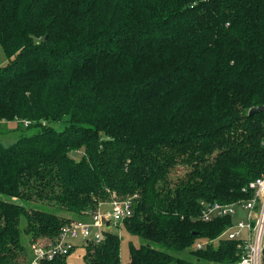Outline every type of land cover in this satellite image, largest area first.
I'll return each mask as SVG.
<instances>
[{"label":"trees","instance_id":"trees-1","mask_svg":"<svg viewBox=\"0 0 264 264\" xmlns=\"http://www.w3.org/2000/svg\"><path fill=\"white\" fill-rule=\"evenodd\" d=\"M0 49V125L21 123L0 142V264L114 200L133 212L79 240L86 264L241 260L235 240L195 244L232 221L204 204L264 175V0H0ZM122 227L141 240L125 263Z\"/></svg>","mask_w":264,"mask_h":264},{"label":"built area","instance_id":"built-area-1","mask_svg":"<svg viewBox=\"0 0 264 264\" xmlns=\"http://www.w3.org/2000/svg\"><path fill=\"white\" fill-rule=\"evenodd\" d=\"M27 124V123H26ZM247 196L233 202L205 203L204 221L230 217L231 223L216 239H199L195 248H205L220 239L235 240L242 254L236 264H263L264 251V175L251 180L243 188ZM107 210L94 212L88 219L73 220L63 226L59 239L48 245H34L27 264H44L45 261L67 255L79 240L100 242L105 232L133 212L130 200H114Z\"/></svg>","mask_w":264,"mask_h":264},{"label":"rangeland","instance_id":"rangeland-1","mask_svg":"<svg viewBox=\"0 0 264 264\" xmlns=\"http://www.w3.org/2000/svg\"><path fill=\"white\" fill-rule=\"evenodd\" d=\"M0 57L1 63L4 64L7 62L8 58L3 49H0ZM21 125L20 122L11 121V122H3L0 125V142L4 143L5 145H10L13 143L19 134V126ZM55 127L59 130H62L65 127V122L53 123ZM187 171V167L180 165L174 175L182 176ZM110 206H108L109 208ZM116 232L121 237V260L123 263L129 261L130 259V252H129V244L133 242L135 245H140L141 240L138 236H134L127 232L125 228L116 229ZM26 235L24 234V238ZM28 242V238H27ZM26 242V243H27ZM76 244L78 245L68 256L67 264H86L84 255L86 252L85 247L82 245L81 242L77 241Z\"/></svg>","mask_w":264,"mask_h":264},{"label":"water","instance_id":"water-1","mask_svg":"<svg viewBox=\"0 0 264 264\" xmlns=\"http://www.w3.org/2000/svg\"><path fill=\"white\" fill-rule=\"evenodd\" d=\"M262 108H263V106L253 107V108L250 110V114H253L254 112H256V111H258V110H260V109H262ZM73 155L75 156L76 153L73 152Z\"/></svg>","mask_w":264,"mask_h":264},{"label":"crops","instance_id":"crops-1","mask_svg":"<svg viewBox=\"0 0 264 264\" xmlns=\"http://www.w3.org/2000/svg\"><path fill=\"white\" fill-rule=\"evenodd\" d=\"M108 206H109V205H102L101 209H102V210H107V209H108ZM81 243H82V242H81ZM82 245H83V244H82Z\"/></svg>","mask_w":264,"mask_h":264}]
</instances>
